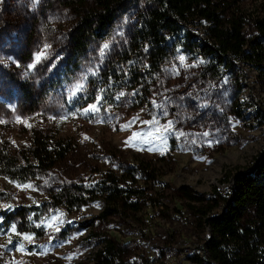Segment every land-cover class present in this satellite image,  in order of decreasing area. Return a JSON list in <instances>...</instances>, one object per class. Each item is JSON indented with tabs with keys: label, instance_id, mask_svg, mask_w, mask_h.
<instances>
[{
	"label": "rangeland",
	"instance_id": "374dc122",
	"mask_svg": "<svg viewBox=\"0 0 264 264\" xmlns=\"http://www.w3.org/2000/svg\"><path fill=\"white\" fill-rule=\"evenodd\" d=\"M67 1L78 0H0V150L22 155L41 136L71 144L65 158L45 170L31 165L23 178L0 169V208L10 212L0 209V264H93L106 238L122 245L116 264L208 263V232L183 187L226 195V173L253 169L264 150V63L218 68L184 29L155 63L134 40L142 0L127 3L109 35L78 60L71 33L79 17ZM244 8L253 38L264 0ZM90 105L97 110L86 112ZM134 133L142 135L130 139ZM140 160L157 168L158 180L145 184L140 211L105 219L101 197L81 208L55 198Z\"/></svg>",
	"mask_w": 264,
	"mask_h": 264
},
{
	"label": "trees",
	"instance_id": "16d2710c",
	"mask_svg": "<svg viewBox=\"0 0 264 264\" xmlns=\"http://www.w3.org/2000/svg\"><path fill=\"white\" fill-rule=\"evenodd\" d=\"M131 1L136 0L67 1L79 17L71 33L72 54L79 60L92 41L107 37L118 14ZM142 1L148 6L134 40L140 50L147 48L153 54L155 63L164 59L169 43L183 29L189 45L218 68L231 70L245 62L264 63V17L254 19L257 36L250 38L246 0ZM70 148V143L41 136L22 155L0 150V169L9 177L23 178L29 174V166L45 170L65 158ZM156 169L150 161L140 160L121 174L106 173L92 188L79 187L55 198L57 202L66 198L71 206L81 208L90 199L101 197L106 207L99 217L105 219L121 210L137 212L148 197L145 184L152 179L158 182ZM225 179L231 188L226 195L216 186L210 196L183 187L188 209L208 232L202 244L208 263L199 256L195 260L203 264H264V150L252 170L226 173L221 182ZM1 210L9 217L8 210ZM104 244L95 253L93 264H116L122 245L112 238H106Z\"/></svg>",
	"mask_w": 264,
	"mask_h": 264
},
{
	"label": "snow or ice",
	"instance_id": "6c2138e0",
	"mask_svg": "<svg viewBox=\"0 0 264 264\" xmlns=\"http://www.w3.org/2000/svg\"><path fill=\"white\" fill-rule=\"evenodd\" d=\"M104 47L105 48H107L108 47V45H104ZM36 59H37V61H39V59H40V55H38L37 57H36ZM97 109H96V105H90L89 106V108L88 109H86L85 111L87 112V111H96ZM137 118H133V121H130L129 122V124L128 125H125V127H129L130 125H131V123H134L135 122V120H136ZM145 123H150V122H145ZM171 126V122H169V125L167 126V127H170ZM159 131V130H158ZM142 134L141 133H134L133 134V137H131L130 139H134V138H136V137H140ZM157 138H161V137H157Z\"/></svg>",
	"mask_w": 264,
	"mask_h": 264
}]
</instances>
